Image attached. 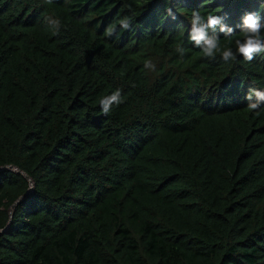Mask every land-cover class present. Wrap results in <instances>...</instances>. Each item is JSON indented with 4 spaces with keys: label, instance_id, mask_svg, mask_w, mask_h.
I'll use <instances>...</instances> for the list:
<instances>
[{
    "label": "trees",
    "instance_id": "obj_1",
    "mask_svg": "<svg viewBox=\"0 0 264 264\" xmlns=\"http://www.w3.org/2000/svg\"><path fill=\"white\" fill-rule=\"evenodd\" d=\"M194 11L221 18L213 57ZM247 12L264 22V0H0V264H264Z\"/></svg>",
    "mask_w": 264,
    "mask_h": 264
},
{
    "label": "clouds",
    "instance_id": "obj_2",
    "mask_svg": "<svg viewBox=\"0 0 264 264\" xmlns=\"http://www.w3.org/2000/svg\"><path fill=\"white\" fill-rule=\"evenodd\" d=\"M171 14V9H167ZM174 18V17H173ZM207 23L205 24V17L200 14L199 11L192 13L191 19V31L190 39L196 41V45L199 46L201 41L204 42V46L200 47L203 53L207 57H213L219 48V34L216 33V27L220 24L221 18L216 15L209 14L207 16ZM50 24L54 25L57 29L59 28V20H52L49 18ZM243 27L241 32L243 40H235L236 52L243 56L246 61H252L257 53L264 52V22H261L260 15L258 12H247L242 17ZM122 29H128L131 25V19L125 17L117 22ZM208 30H212L214 33L211 37L208 36ZM116 31L115 24L110 25L105 32V35L112 36ZM219 31L226 37H231L233 29L228 25L220 26ZM177 51L183 54L182 48H177ZM235 53L231 48H227L222 52V58L225 61L234 60ZM145 67L155 69V65L151 60L145 62ZM255 93L260 99H264V91L256 90L255 88L250 89L249 95L246 99L250 100L251 94ZM121 91L119 89L111 93V95L105 96L100 100L102 111L107 114L110 112L113 104L117 106L122 103ZM251 109H256V104H249Z\"/></svg>",
    "mask_w": 264,
    "mask_h": 264
}]
</instances>
